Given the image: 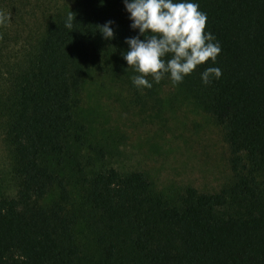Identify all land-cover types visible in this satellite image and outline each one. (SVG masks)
<instances>
[{
	"label": "trees",
	"instance_id": "16d2710c",
	"mask_svg": "<svg viewBox=\"0 0 264 264\" xmlns=\"http://www.w3.org/2000/svg\"><path fill=\"white\" fill-rule=\"evenodd\" d=\"M195 2L220 52L177 85L223 127L231 179L214 192L161 190L143 171L98 169L70 207L56 169L70 142H84V77L89 65L121 60L125 38L138 35L123 0H78L72 30L68 12L50 20L0 92L18 180L15 196L0 195V264H264V0ZM109 20L106 39L99 26ZM209 66L222 74L205 85ZM54 186L59 198L47 200Z\"/></svg>",
	"mask_w": 264,
	"mask_h": 264
},
{
	"label": "rangeland",
	"instance_id": "374dc122",
	"mask_svg": "<svg viewBox=\"0 0 264 264\" xmlns=\"http://www.w3.org/2000/svg\"><path fill=\"white\" fill-rule=\"evenodd\" d=\"M78 0H0L9 20L0 33V92L26 59L45 25L72 11ZM126 61L103 59L89 65L80 93L78 118L85 124L82 143H69L57 173L66 182L70 207L85 199V178L94 171L140 170L161 190L192 185L214 192L232 176V152L223 127L196 97L169 79L138 89V75ZM151 81V77H147ZM18 180L0 114V195L15 196ZM54 186L46 199L59 198Z\"/></svg>",
	"mask_w": 264,
	"mask_h": 264
},
{
	"label": "clouds",
	"instance_id": "9594fccd",
	"mask_svg": "<svg viewBox=\"0 0 264 264\" xmlns=\"http://www.w3.org/2000/svg\"><path fill=\"white\" fill-rule=\"evenodd\" d=\"M123 4L129 14V27L138 30V35L125 38L128 48L122 58L139 73L130 77L138 89L151 88L153 82L159 83L166 75L176 85L198 65L209 60L215 64L220 44L205 31L207 15L195 0H123ZM8 20L7 15L0 14V24ZM73 23L74 14L69 11L64 27L71 31ZM113 23L109 20L99 26L103 38H113ZM221 74L219 67L209 66L200 73V79L207 85Z\"/></svg>",
	"mask_w": 264,
	"mask_h": 264
}]
</instances>
